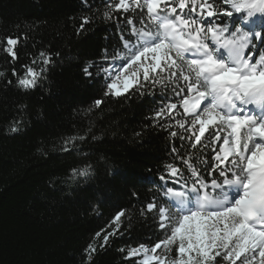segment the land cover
Segmentation results:
<instances>
[{
  "label": "trees",
  "instance_id": "1",
  "mask_svg": "<svg viewBox=\"0 0 264 264\" xmlns=\"http://www.w3.org/2000/svg\"><path fill=\"white\" fill-rule=\"evenodd\" d=\"M111 2L0 0V264H140L128 251L165 238L146 206L167 200L163 185L183 191L185 179L192 183L180 157L191 155L204 178H213L204 161L214 165L212 149L220 145L189 147L192 117L179 103L185 93L175 95L177 82L161 78L167 73L158 83L141 78L120 96L108 92L104 69L120 65L114 54L130 55L121 40L130 36L127 20L154 27L139 9L114 11L106 8ZM8 37L18 40L15 57L6 51ZM254 48L257 59L264 44L256 39ZM89 65L91 76L84 73ZM28 68L40 77L25 89L18 80ZM171 103L177 109L169 115ZM169 164L182 176L171 177ZM90 244L96 251L89 261ZM167 256H178L175 245Z\"/></svg>",
  "mask_w": 264,
  "mask_h": 264
},
{
  "label": "snow or ice",
  "instance_id": "2",
  "mask_svg": "<svg viewBox=\"0 0 264 264\" xmlns=\"http://www.w3.org/2000/svg\"><path fill=\"white\" fill-rule=\"evenodd\" d=\"M106 8L139 9L138 15H146L154 25L136 28L132 19L127 20L132 25L130 36L122 35L121 40L130 55L114 54L112 58L121 61L119 67L104 69L111 80L106 84L108 92L114 90L120 96L141 78L158 83L157 77L167 73L161 78L177 82L175 95L185 93L179 103L192 117L189 147L220 145L212 149L214 165L204 161V170L213 176L210 182L191 155L180 157L191 174V185L185 179L181 191L165 184L167 200L146 206L149 212L155 209L154 219L165 238L151 248L144 244L131 248L127 255L143 254L140 264H264V53L253 59L254 41L264 44V0H112ZM186 8L187 15L183 13ZM197 12L198 18L192 15ZM104 15L111 18L109 11ZM87 22L83 20L81 27ZM17 42L6 38V51L13 57ZM90 66L84 68L88 76L92 75ZM39 77L40 73L28 68L18 84L35 88ZM181 80L183 86L178 83ZM176 109V103L167 105L169 115ZM165 111L162 108L157 115L164 116ZM186 123L177 121L180 128ZM210 126L213 130L206 138ZM221 131L227 134L221 137ZM167 169L171 177L182 176L180 168L169 164ZM80 174L87 175L88 169ZM159 179L165 181L164 176ZM123 215L121 210L115 216L117 227ZM113 234L104 236L101 247ZM172 245L178 256L169 259ZM85 251L90 261L96 248L90 244Z\"/></svg>",
  "mask_w": 264,
  "mask_h": 264
},
{
  "label": "rangeland",
  "instance_id": "3",
  "mask_svg": "<svg viewBox=\"0 0 264 264\" xmlns=\"http://www.w3.org/2000/svg\"><path fill=\"white\" fill-rule=\"evenodd\" d=\"M118 67H119V66H114V67H113L112 69H110V70H113V69L118 68ZM110 82H111V80H110ZM137 84H138V83H135V82H134V86L137 85ZM134 86H133V87H134ZM131 88H132V87H131ZM131 88H130V89H131ZM130 89H129V90H130ZM113 92H114V90H113ZM122 93H125V92H123V90H122ZM202 106H203V105H202ZM249 106H250L249 108H252L251 105H249ZM247 107H248V106H247ZM257 111H258V110H257ZM224 132H225V131H224ZM226 134H227V133L225 132V135H226ZM157 253H158V251H157ZM158 254H159V253H158ZM137 257H138L139 260L141 261L142 258H143V254H140V255H138Z\"/></svg>",
  "mask_w": 264,
  "mask_h": 264
}]
</instances>
